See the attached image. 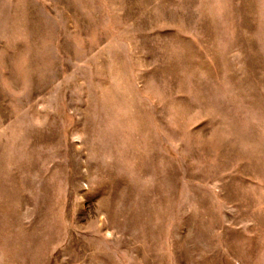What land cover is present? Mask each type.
<instances>
[{"label": "rangeland", "instance_id": "rangeland-1", "mask_svg": "<svg viewBox=\"0 0 264 264\" xmlns=\"http://www.w3.org/2000/svg\"><path fill=\"white\" fill-rule=\"evenodd\" d=\"M0 264H264V0H0Z\"/></svg>", "mask_w": 264, "mask_h": 264}]
</instances>
